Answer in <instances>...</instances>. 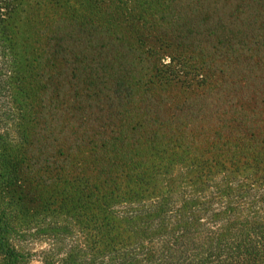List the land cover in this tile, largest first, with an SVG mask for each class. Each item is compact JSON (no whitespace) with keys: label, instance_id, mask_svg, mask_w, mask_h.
Instances as JSON below:
<instances>
[{"label":"trees","instance_id":"16d2710c","mask_svg":"<svg viewBox=\"0 0 264 264\" xmlns=\"http://www.w3.org/2000/svg\"><path fill=\"white\" fill-rule=\"evenodd\" d=\"M47 1L57 6L62 0ZM175 1L180 10L197 13L205 25L201 30L190 20L185 35L176 33V39L190 48L203 43L206 48L200 55L212 60V67L213 62L220 65L217 70L209 67L206 74L190 75L189 80L200 86L212 75L229 78L224 68L235 67L233 73L238 72L244 84L237 94L250 96L245 102L263 114L264 36H253L257 28L250 24H264V0L250 6L249 0H216L212 4L227 13L217 14L215 24L208 17V0ZM31 4L0 0V264H31L28 246L40 235L47 236L48 246L39 252L40 264H264V137L258 128L248 126L240 113L235 133L241 140L229 138L215 150L185 159L156 156L151 168H144L148 161L124 156L121 134H138L141 128L127 124L128 111L142 109L135 87L149 94L157 85L187 76L170 59L155 68L153 77L134 82L129 72L108 82L103 96L107 99L102 109L97 108L102 120H94L100 124L101 139L88 140L92 164L86 168L73 159L82 139L66 130L63 121L52 123L50 113L58 112L50 101L58 100L53 94L60 88V76L54 80L37 74V62L20 43ZM215 25L229 30L218 37ZM240 26L252 28L238 35L234 29ZM50 40L52 61L70 54L65 52L64 36ZM49 82L53 88L59 85L55 93L49 91ZM46 93L51 94L48 99ZM234 94L226 92L225 97ZM147 102L145 111L155 109ZM62 109L58 108L63 116L76 110ZM61 217L82 227L84 238L91 229V238L81 244L71 231L72 221L61 225Z\"/></svg>","mask_w":264,"mask_h":264},{"label":"rangeland","instance_id":"374dc122","mask_svg":"<svg viewBox=\"0 0 264 264\" xmlns=\"http://www.w3.org/2000/svg\"><path fill=\"white\" fill-rule=\"evenodd\" d=\"M29 1L33 3V7L31 4L25 15L20 43L22 41L27 48L31 61L37 62V74L41 73L45 78L54 80H59L57 76H60L58 93L54 92L58 84L54 88L51 87V82L47 85L49 91L55 93L53 95H58L57 102L55 103V99L51 100V105H55V112L58 114L62 112L59 113V107L64 108L62 110L75 107L76 110L73 113L66 111L64 116L62 112L59 119L58 114L50 113L52 123L56 120L63 121L66 130L75 132L74 137L82 139L81 142L79 140V149L73 152V159L81 161L86 168L92 164L88 140L95 137L101 139L98 121L102 118L97 115L101 113L97 108L102 109L101 105L107 99L103 96L107 93L108 82L115 80L117 76L123 78L129 72L134 82L145 75L153 77L155 68L170 62V59L175 60V63L171 62L175 68L187 71L184 74L187 76L179 77L180 81L157 85V89L149 94L141 86L135 87L136 99L142 101V109L128 111L130 120L127 124L134 127L140 125L141 128L138 129V134L129 131L126 135L121 134L120 139H124L126 147L123 150L124 156L148 161L144 168H151L157 162V157L185 159L201 154L205 149L210 151L211 147L215 150L229 138L231 142L237 138L241 140L242 137L235 133V123L239 121L235 117H241L238 116L240 113L244 115L246 124L256 126L260 137H264V113L258 110L254 112L250 103L245 102V98L247 100L250 96L237 94L244 84L239 82L242 80L239 73H233L235 67L224 68L230 73L229 78L212 75L205 78L200 86H195L189 80L190 75L195 77L198 72L206 74L209 67L217 70L219 63L213 62L212 67V60L200 55L206 48L203 43L190 48L176 39V33L185 35L190 20L196 22L201 30L205 29V25L201 24L197 13L180 10L175 0H124L125 5L117 0H105L102 4H97L95 0H62L57 6L47 0ZM208 1V17L215 24V16L221 11L227 13V10L212 4L216 0ZM221 1L227 0H219ZM253 1L249 0V6ZM207 4L205 1L204 5ZM191 6L193 9H200L197 4ZM241 12L238 9V14ZM247 15L241 17L246 19ZM250 25L257 28L252 35L264 36V24L253 20ZM251 28L240 26L234 30L238 35H243L247 30L250 32ZM258 28L261 30L258 31ZM228 30V27L217 25L216 35L219 37ZM57 35L67 39L65 52L70 53L62 61H52L53 41L50 39ZM249 36L248 39L254 42ZM52 64L55 65L53 68ZM225 80L226 83L223 84L222 81ZM190 82L191 85L188 84ZM223 90L225 93H222ZM226 92L236 94L233 98L231 95L225 97ZM50 96V93H46L45 98ZM147 100L158 111L153 108L150 112L145 111ZM152 111H156V114L151 113ZM147 113L149 116H146ZM72 117L76 119L71 120ZM95 117L98 121H94ZM151 121L157 122L156 125ZM112 123L113 127L118 125L116 120ZM96 159L94 162H98ZM64 220L72 221L61 217V225H66ZM72 223L71 231L81 244L85 238L87 241L91 238V229L85 231L88 236L84 238V229H78L75 221ZM46 238V235H40L32 246H28L31 264H40L39 252L48 249L44 241Z\"/></svg>","mask_w":264,"mask_h":264}]
</instances>
